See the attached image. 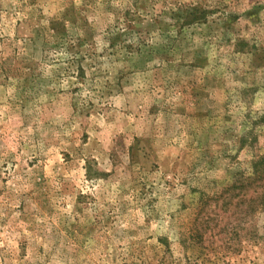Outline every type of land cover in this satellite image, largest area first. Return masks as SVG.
Here are the masks:
<instances>
[{
	"label": "rangeland",
	"instance_id": "1",
	"mask_svg": "<svg viewBox=\"0 0 264 264\" xmlns=\"http://www.w3.org/2000/svg\"><path fill=\"white\" fill-rule=\"evenodd\" d=\"M260 169L264 0H0V264H264Z\"/></svg>",
	"mask_w": 264,
	"mask_h": 264
},
{
	"label": "trees",
	"instance_id": "2",
	"mask_svg": "<svg viewBox=\"0 0 264 264\" xmlns=\"http://www.w3.org/2000/svg\"><path fill=\"white\" fill-rule=\"evenodd\" d=\"M251 188L253 189L252 193L249 192ZM258 188L262 189L258 191ZM225 193H230L229 198L224 196ZM225 198L228 199L227 202ZM212 199H223L224 205L228 206L232 205L233 199H236L234 214L240 223L246 217L254 214L260 207H264V169L256 170L251 176L237 179L233 184L217 192V196L212 197ZM207 220L209 217L204 222Z\"/></svg>",
	"mask_w": 264,
	"mask_h": 264
}]
</instances>
